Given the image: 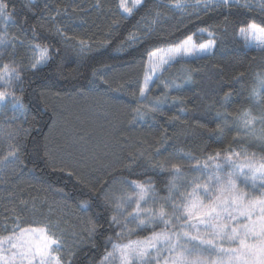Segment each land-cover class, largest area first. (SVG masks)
<instances>
[{"label": "trees", "instance_id": "trees-1", "mask_svg": "<svg viewBox=\"0 0 264 264\" xmlns=\"http://www.w3.org/2000/svg\"><path fill=\"white\" fill-rule=\"evenodd\" d=\"M173 1L143 0L126 17L118 0H3L12 29L0 25V67H15L21 78L2 81L24 112L18 129L0 139V237L16 224L53 225L68 242L70 264H100L116 233L109 196L116 183L151 184L148 197L167 208L172 184L192 182L186 159L203 167L217 153L264 157V48L240 35L250 23L264 27V12L178 14ZM155 12L160 17L131 41L138 22ZM189 36L197 49L213 40L209 54L149 60ZM35 44L47 46L50 59L32 69L27 51ZM248 110L258 119L246 132ZM159 223L135 237L161 231Z\"/></svg>", "mask_w": 264, "mask_h": 264}, {"label": "snow or ice", "instance_id": "snow-or-ice-1", "mask_svg": "<svg viewBox=\"0 0 264 264\" xmlns=\"http://www.w3.org/2000/svg\"><path fill=\"white\" fill-rule=\"evenodd\" d=\"M140 2L141 0H133L132 5L129 6L127 0H120L119 7L124 12L131 14L133 8ZM209 5L217 8L236 7L250 11L255 10L251 0H203V6L206 9ZM176 7H180L179 2ZM259 7L261 12H264V0H261ZM7 8V3L0 0V20L4 22L5 28L12 17ZM240 35L246 41H255V47L264 48V27L250 23L246 28H240ZM191 42L192 37L189 36L175 48H157L149 53V60L151 61L159 55L160 61L167 63L165 56L171 58L173 52L180 51L191 55L193 49L198 50L201 55H207L214 44L213 40H209L205 44H200L197 49L195 44L188 47ZM3 43L5 41L0 39V44ZM81 43L83 45V42ZM33 50L38 55L33 56L30 67L37 69L47 63L50 57L47 46L41 47L39 44H35ZM81 50H83V46ZM5 76L20 79L21 73L15 67L4 64L0 67V80ZM148 83L146 77L145 88L140 91L142 97ZM260 85L264 88V79L260 80ZM253 94L261 95L255 89ZM6 95H8L7 92L0 91V100H3ZM257 119L250 110L243 112L241 123L246 132L251 130V126ZM259 120L264 123V116L259 117ZM260 139L264 140V135ZM219 155L217 153L216 157L209 156L208 159L216 160ZM233 155L237 158L243 156L244 162H239V159L232 160ZM225 163L230 165L231 170L222 175L223 166L220 163H215L216 172L207 178L211 183H201L199 179H195L191 182L194 185L191 191L181 193L179 203L170 198L167 201L171 206L170 212L166 209V204H161L159 209L147 206L146 197L152 191L153 186L132 181L135 190H138L135 191L136 199L131 201L135 207L132 212L125 215L121 211L123 205L116 203V213L112 216L113 223L119 224L120 218L123 217L125 227L129 223H136L139 227L146 223L154 224L159 221L164 225V228L161 231L153 230L150 236L142 240L129 239L125 244H113V251L107 252L101 264H105V262L114 264L116 259L119 260V264H161V261L163 264H264V157L257 158L255 154L233 152L226 157ZM204 167L208 168L209 165L205 163ZM171 168L173 179H180V166L172 164ZM241 177L246 187L248 182H251V195L238 187L237 178ZM173 189H177L176 184H172L170 192ZM201 189L202 192L199 191ZM141 202H144L145 206H142ZM141 213H147V215L142 217ZM127 216H131L132 219L128 220ZM173 218L182 222L178 228L174 224ZM17 228L21 234L29 231V229L20 228L17 224L13 229V234L16 233ZM31 231L38 232L39 236L35 239L34 247L29 246L20 251L19 259L22 262L27 261V264H65V261L57 255L62 249V244L54 233L48 232L46 228H32ZM117 235L119 236L121 233H117ZM5 242L9 248H17V244L12 242V236L0 238V264H9V260L2 254L5 251L3 247ZM225 242H227V246H225ZM162 251H167L169 256L162 258ZM116 253L119 254L118 257ZM16 255L13 253L12 258H16Z\"/></svg>", "mask_w": 264, "mask_h": 264}, {"label": "rangeland", "instance_id": "rangeland-1", "mask_svg": "<svg viewBox=\"0 0 264 264\" xmlns=\"http://www.w3.org/2000/svg\"><path fill=\"white\" fill-rule=\"evenodd\" d=\"M142 2H143V0H141V2L133 8L132 13L129 14V13L124 12L123 9H121L119 7L120 0H118L119 11L122 15L129 17L142 4ZM177 2H179L180 7H176ZM251 2L255 6V8L260 9L259 4L261 3V0H251ZM127 3L129 6H131L133 3V0H127ZM171 7L178 14H180V13H182V14L197 13V12H200V11L206 9L203 6V0H200V2H198V0H174L171 3ZM213 7H215V6L209 5V7L207 9L213 8ZM159 17H160V15L155 12V13H153V15H151V17H146L142 21H139L137 30L133 31L129 34L130 40L131 41L137 40V38H138L137 34L141 33V31H146V27H148V24L153 23ZM0 25H2L5 28V24L2 20H0ZM7 29H9V31L12 29V26L10 25V21L7 22ZM79 43H81V42H79ZM82 46H83V48L89 47L88 44H86V43H83V45L80 44L81 48H82ZM49 54L50 53L48 52V55ZM34 55H38V53L34 52L33 45L29 46L28 51H27V57H28L27 59L29 61V66L33 62V56ZM0 91H5L8 93V95H6L3 100H0V139H1V143H3L5 140V137H6V133L11 132V130L13 128H17V126L15 125V121L20 120V117H21L22 113L24 112V108H23L22 104L20 103L19 96L16 95L15 93H12L11 91H9L8 88H6V86H4L2 80H0ZM1 118L3 119L4 125H1ZM8 150H10V149L8 148ZM11 156H12V154L10 153L7 157H11ZM226 157H223L220 155L219 158L216 160H209L208 159L202 164L203 167L199 166V164H194L193 161L191 162L190 160L186 159L188 161L189 167L193 169V173L191 174L192 181L195 179H199L201 181V183L209 182L207 180L208 176L216 172V169L214 167L215 163H220L223 166V170L221 172L222 175L225 174L227 171L231 170L230 165L225 163ZM256 157L260 158L259 156H256ZM237 159H239V162H241V163L244 162L243 156H241L240 158H237L234 155L232 156V160H237ZM205 163H207L209 165L208 168L204 167ZM245 171H246V169H245ZM209 183H211V182H209ZM237 184H238V187L249 192L250 195L252 194V190L250 187V185H251L250 181L248 182V185L246 187L245 183L241 177V178H237ZM193 186L194 185L191 183L187 188H184V187L177 188L173 193L170 194L169 199L171 198L176 203H179L181 200V193L191 191ZM110 190L112 192L109 196H110V200H111L114 212L116 213V207H115L116 203H121L123 205V207L121 208V211L124 212L125 215H127L128 212H132L133 208L135 207V204L132 203L131 201H134L136 199L135 191H138V190H135V186L131 182L124 181V182L116 183L115 185H113L110 188ZM199 191L202 192L203 190L201 189ZM129 198H131V199H129ZM146 200L148 201L147 206H150L153 208V206L151 205V201H152L154 204L153 209H159V208H157V207H159L158 204L156 205V202L153 199L147 197ZM141 203H142V206H145L144 202H141ZM170 208H171V206H170V204H168V207L166 209L169 212H170ZM140 215L143 217V216H146L147 213H141ZM127 219L131 220L132 217L127 216ZM173 222L177 226V228L182 223L181 221L175 220V218H173ZM156 223H159V221L155 222L154 224H156ZM193 223H195V221H193ZM159 224L162 225V227L164 228L163 224H161V223H159ZM16 225H14L11 228L9 233L0 237V238H3V237L12 236V242L17 244V248H9L7 242H5L3 245V247L5 248V251L2 254L9 260V264H27V261L22 262L19 259V253H20V251L25 250L29 246L34 247L35 239L37 236H39V233L38 232H32L31 231L32 228H36V229H45L46 228L48 230V232L54 233L55 236L60 240V242L62 244V249L59 253H57V255H59L65 261V264L69 263L70 257H68V255L70 254L71 250L69 251V247L67 245L68 242L64 241L65 238H63V236L57 231L56 226L52 225V227L51 226L46 227L43 225H34V226H29V227H20V228L29 229V231L21 234L19 231V228H17L16 233L13 234V229L16 228ZM124 225H125V219L123 217H121L119 224H115L116 233L114 235V239L111 240V242L109 243L108 252L113 251V247H112L113 244H125L128 242L129 239H132V240L141 239L142 240L145 238V237L141 238L139 236L135 237V235H138L139 231L144 226L148 225L147 223L145 225L139 226V227L137 226L136 223H129L127 225V227H125ZM201 228H203V226H201ZM170 230H175V229H170ZM117 233H121V235L118 236ZM73 244L77 246V243H75L74 241H73ZM225 246H227V242H225ZM13 253L17 254L16 258H14V259L12 258ZM106 254H107V252L103 255V257ZM118 255L119 254L116 253L117 257H118ZM168 256H169V253L167 251L161 252L162 258L168 257ZM103 257H102L101 261L103 260ZM212 259H214V257H212ZM101 261H100V264H101ZM105 264H107V262H105ZM114 264H119V260L116 259ZM161 264H163V261H161Z\"/></svg>", "mask_w": 264, "mask_h": 264}]
</instances>
